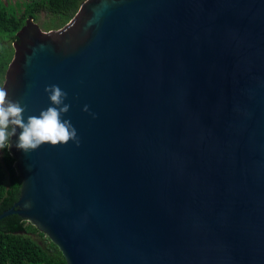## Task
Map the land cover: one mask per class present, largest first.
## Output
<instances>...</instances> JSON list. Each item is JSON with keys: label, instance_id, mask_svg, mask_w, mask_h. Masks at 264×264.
Returning <instances> with one entry per match:
<instances>
[{"label": "water", "instance_id": "95a60500", "mask_svg": "<svg viewBox=\"0 0 264 264\" xmlns=\"http://www.w3.org/2000/svg\"><path fill=\"white\" fill-rule=\"evenodd\" d=\"M16 38L9 99L26 121L58 85L80 144L25 153L17 128L0 220L66 264H264V0H86Z\"/></svg>", "mask_w": 264, "mask_h": 264}, {"label": "trees", "instance_id": "16d2710c", "mask_svg": "<svg viewBox=\"0 0 264 264\" xmlns=\"http://www.w3.org/2000/svg\"><path fill=\"white\" fill-rule=\"evenodd\" d=\"M86 0H26L16 9L0 0V87L10 64L16 34L28 18L38 22L45 13L43 31L65 26ZM10 130V129H9ZM10 140V138H9ZM21 180L9 147L0 149V214L18 200ZM0 264H66L50 240L17 215L0 220Z\"/></svg>", "mask_w": 264, "mask_h": 264}, {"label": "clouds", "instance_id": "9594fccd", "mask_svg": "<svg viewBox=\"0 0 264 264\" xmlns=\"http://www.w3.org/2000/svg\"><path fill=\"white\" fill-rule=\"evenodd\" d=\"M44 91L48 94L51 105L41 110L39 115H29L25 121L26 105L19 100L9 99L8 91L0 87V149L11 147L9 138L21 129L16 148L29 153L44 143L50 145L66 144L72 141L79 146L80 139L76 129L68 119H61L62 114L69 111L70 105L64 103L68 93L56 84L46 85ZM88 112V105L83 106ZM95 116L94 113H92ZM10 129V130H9Z\"/></svg>", "mask_w": 264, "mask_h": 264}, {"label": "rangeland", "instance_id": "374dc122", "mask_svg": "<svg viewBox=\"0 0 264 264\" xmlns=\"http://www.w3.org/2000/svg\"><path fill=\"white\" fill-rule=\"evenodd\" d=\"M6 5H9V6H12L16 9V5L17 4H22L23 2H25L26 0H2ZM48 21V18L46 16L45 13L41 14L40 15V19L38 22H36L40 28L42 27V24L45 22V21Z\"/></svg>", "mask_w": 264, "mask_h": 264}]
</instances>
